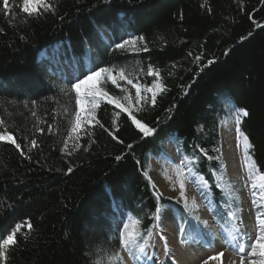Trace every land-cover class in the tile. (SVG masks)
<instances>
[{"label":"trees","instance_id":"1","mask_svg":"<svg viewBox=\"0 0 264 264\" xmlns=\"http://www.w3.org/2000/svg\"><path fill=\"white\" fill-rule=\"evenodd\" d=\"M55 2L56 14L39 18H28L19 8L13 16L0 12V131L6 126L21 145L17 150L0 142V235L21 225L7 264H110L121 251L113 227L117 207L140 221L137 246L166 207L189 222L186 210L158 194L147 176L150 157L164 155L168 138L208 182L215 217L231 230L233 202L217 181L223 171L220 125L233 113L230 104L248 110L241 131L253 145L255 165L264 171L261 0ZM141 36L135 49L115 47ZM56 47L63 61L83 64L88 59L96 69L119 70L143 87L162 82L166 90L154 106L150 96L131 111L156 129L154 136L141 138L129 113L107 101L95 111L103 128L94 120L71 132L77 110L72 81L62 73L53 79L49 71L55 66L37 58L43 49L48 59ZM208 60L215 62L203 67ZM149 67L159 71V80L148 75ZM99 87L117 98L123 92L106 78ZM32 139L38 147L31 148Z\"/></svg>","mask_w":264,"mask_h":264},{"label":"rangeland","instance_id":"2","mask_svg":"<svg viewBox=\"0 0 264 264\" xmlns=\"http://www.w3.org/2000/svg\"><path fill=\"white\" fill-rule=\"evenodd\" d=\"M102 35L108 43H111V35L107 31L103 30ZM57 48H55V53L52 56H49L48 59L45 58L58 68L52 73L49 71L53 79H60L59 75L62 72L64 76L65 74L70 75L72 84H74L77 82V77L83 79V76L88 74L87 69L93 68L88 59L83 64L72 59L67 61L59 59ZM111 70L117 80L114 85L120 90L127 89L126 92H122L119 99L126 105L130 103L131 111L135 110L143 103L142 101L141 104H136V89L132 84L127 83L128 78L125 77L123 80L119 78L121 71ZM133 83L143 88L141 84L135 81ZM125 95L129 97L128 101H124ZM141 95H145V93L142 91ZM146 96L147 98L150 97L151 93H147ZM76 107L78 106L76 105ZM86 112L87 106L85 105ZM92 123L93 121L87 125ZM84 126L82 125L81 129ZM220 137L223 171L217 177V181L221 188L230 195L228 200L233 202L228 208L234 213V217H229L233 220V228L228 231L216 220V211L210 196L208 182L204 178L203 180L200 179L202 176L195 172L190 160L181 153L176 140L168 138L163 144L164 155L150 157L147 176L158 194L176 201L186 210L189 222L180 219L177 212L170 207L164 208L153 227V235L149 238L144 251L141 252L137 245L132 248L131 252L121 247L120 259L118 261L112 259L109 261L110 264H203V260L207 259L208 256L221 251L224 254L220 260H210L209 262L212 264H239V256L231 250L225 249V235L235 234L234 230L238 227L247 234L246 238L250 249V244L256 236L254 229L259 225L257 215H261L260 218L264 219V199L259 202L255 200L256 198H252L247 176L243 168H240L242 166L239 154L243 157L244 164L250 163L253 166V161L251 160L250 149L246 153L243 137L237 139L234 113L221 123ZM178 173L182 175H178ZM181 179L185 184L187 204L179 195ZM252 205L260 206V208H253ZM116 209L119 216L113 222L114 229L119 233V231L124 230V224H128L127 231L135 232L136 224L132 223L133 219L123 216L118 207ZM209 245L213 246L210 247Z\"/></svg>","mask_w":264,"mask_h":264},{"label":"snow or ice","instance_id":"3","mask_svg":"<svg viewBox=\"0 0 264 264\" xmlns=\"http://www.w3.org/2000/svg\"><path fill=\"white\" fill-rule=\"evenodd\" d=\"M261 3L264 4V0H261ZM57 3L55 0H0V12H3L6 16H13L14 12L13 9L19 8L20 13L26 15L28 18H39L42 14L51 13L53 15L56 14L57 10ZM257 27H260L258 24ZM0 31H3V29H0ZM251 35V33H249ZM243 39V37H242ZM144 37H130L127 40H123L122 43L116 44L117 50L127 51L128 46H132L135 49L137 41L143 42ZM140 50H146V49H140ZM227 54V53H226ZM191 55V53H190ZM197 60L200 58L197 57ZM215 61L214 60H208L207 64H204L203 67H208L209 65H212ZM203 70V68L201 69ZM88 74L83 76V79H80L77 77V82L72 84V89H74L76 93V105L77 110L75 112V122L71 128V132L78 133L81 130L82 125L90 124L92 121L95 120V111L99 104L102 101H107L108 104L115 105L117 109H120V112H128L129 117L132 121V123L135 125L136 129H138V132L141 134V138H149L153 137L156 133V129L149 126L146 122H141L140 119H137L135 114L131 112V104L129 103L126 105L125 103L121 102V99L117 97H113L109 94V92L105 91L103 87H99L102 83V81L106 78L107 80L111 81L113 84L117 83L116 78L113 76L112 70L107 67H100L98 70L95 68L87 69ZM148 75L154 76L159 80L160 73L159 71H154L152 67L148 68ZM121 80L125 79V75L121 73L120 77ZM127 83L132 84V86L136 89V97L135 102L136 104H141L143 101L145 104L148 103L147 100V93H151V104L154 106L157 101L158 94L163 93L166 89L162 82H157L153 86L148 87L144 86L143 88L133 83L131 79L127 80ZM122 91L126 92L127 89H122ZM145 93V95H141V92ZM124 101H128L129 97L125 95L123 97ZM85 105L87 106V112L85 113ZM230 110L234 113L235 116V126H236V133H237V139L240 137H243V140L245 142V150L247 153L248 149H251L253 147L252 143L249 141V137L241 131V124H242V118L247 117L249 115V112L245 108H238L234 105H229ZM35 115V113H33ZM120 113H116V116H119ZM97 124H99L98 120H95ZM116 123V120H113V124ZM4 125V121L0 120V126ZM100 127H104L102 124H99ZM37 131H43V129H37ZM105 131H108L105 129ZM113 140H117V137L112 134V132L109 131L108 133ZM78 138V137H77ZM0 142H8L15 146L17 150L21 149V145L17 143L16 138L14 137L13 133L9 131L6 126L4 131H0ZM119 143H123L122 140L117 141ZM38 147V142L36 139L31 140V148ZM129 148L132 147V145H128ZM31 149H29L30 151ZM87 151V148L84 149ZM203 152V149H201ZM21 155H25L24 152H21ZM30 158V157H29ZM210 159H219V157H209ZM121 156H116V160H120ZM69 172L72 171L71 168L68 169ZM191 171V169H190ZM178 175H182L178 173ZM201 180H203V177H200ZM256 180H258L259 187L261 190H264V174H258L256 176ZM206 184V181H205ZM180 198L184 199L185 204H187V198L185 195V184L184 181L181 179L180 183ZM153 187H155L153 185ZM253 187L255 188L256 185L253 184ZM194 203V202H193ZM160 212V209H156V213L158 214ZM155 215V214H154ZM228 216L234 217V213L229 211ZM159 215H156V219H159ZM258 224L261 229L259 234L255 236V239L249 245L247 242V234L243 233L238 227L234 230L235 234H226L225 235V249L231 250L233 253L239 256V264H264V219L260 218V215L257 216ZM133 224H139V220H133ZM28 229L31 230L33 225L28 224ZM129 228L128 224H124V230L119 231L118 235V243L121 247L126 249L127 251L131 252L132 248L137 245L138 238H140L139 231L132 232L127 231ZM21 230V225L17 224L15 229L12 230V232L8 235L3 236L0 235V264H7L9 261L10 256V248L17 245V233H19ZM181 232H183V229H181ZM153 235L152 230H147V235L143 237L145 243L139 244V250L141 252L144 251L146 244L148 243L149 238ZM162 238V237H161ZM210 247L213 245H209ZM223 252H218L215 255H210L207 257V259L203 260V264H208L210 260H220L221 256H223ZM135 258V257H134ZM115 260L120 259L119 252H116L114 255Z\"/></svg>","mask_w":264,"mask_h":264},{"label":"bare ground","instance_id":"4","mask_svg":"<svg viewBox=\"0 0 264 264\" xmlns=\"http://www.w3.org/2000/svg\"><path fill=\"white\" fill-rule=\"evenodd\" d=\"M245 143V142H244ZM240 148V147H239ZM243 150V149H242ZM239 156L241 157V166L240 168H243V171L244 173L246 174L247 176V179H248V185L250 187V192H251V195H252V198H256L255 200L256 201H261L264 199V190H261L260 187H259V181L256 180V176L258 174H264V171L263 172H260L258 169H257V166L255 165L253 159H251L253 161V166H251L250 163H245L244 164V161H243V157L241 156V154H239ZM239 161V162H240ZM250 162V161H249ZM253 184L256 185V187L254 188L253 187ZM254 228V227H253ZM256 234H259V232L261 231L259 225L256 227ZM253 239V238H252ZM208 264H212V262H209Z\"/></svg>","mask_w":264,"mask_h":264}]
</instances>
